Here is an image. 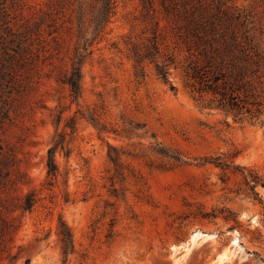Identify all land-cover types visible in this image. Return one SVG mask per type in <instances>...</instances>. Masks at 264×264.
Listing matches in <instances>:
<instances>
[{
	"label": "rangeland",
	"instance_id": "rangeland-1",
	"mask_svg": "<svg viewBox=\"0 0 264 264\" xmlns=\"http://www.w3.org/2000/svg\"><path fill=\"white\" fill-rule=\"evenodd\" d=\"M203 1L239 14L233 26L250 41L239 39L259 53L247 78L262 103L255 121L236 120L191 92L189 52L159 0L146 9L144 0H115L104 32L84 52L77 100L59 78L83 42L80 17L92 40L100 5L6 1L16 28L33 31V57L18 83L0 92V118L9 111L0 120L8 159L0 168V222L14 227L0 240V264H264V186L256 188L260 202L245 184L250 175L264 181V0ZM152 41L175 90L150 59L137 75L132 46ZM57 144L54 177L47 160ZM218 157L229 166L211 162ZM27 195L35 202L24 210ZM61 221L73 235L68 255Z\"/></svg>",
	"mask_w": 264,
	"mask_h": 264
},
{
	"label": "trees",
	"instance_id": "trees-1",
	"mask_svg": "<svg viewBox=\"0 0 264 264\" xmlns=\"http://www.w3.org/2000/svg\"><path fill=\"white\" fill-rule=\"evenodd\" d=\"M7 0H0V92L4 93L6 88L14 81L18 83V71L26 67L33 57V49L30 45L32 32L18 30L14 23V15ZM100 5L98 14L92 19L96 30L92 40L85 37L83 29V17L79 19V37L83 42L77 46L73 56L71 69L59 81L70 88L71 96L79 99L83 91V64L85 62L84 52L89 49L94 40L101 35L114 12L115 0H96ZM166 17L171 18L178 26L181 42L189 52V59L185 65L188 86L191 92L204 99L208 97L209 103H214L218 108L231 114L236 120L250 119L255 121L262 113L261 101L253 92L252 84L248 76L257 70L252 64L257 63L252 59V53L259 55L254 46L244 44L241 39L250 41L245 32L239 35L233 23L240 19V15H228L218 11H212L203 0H159ZM14 2V1H13ZM144 8L153 6V0H144ZM220 7V6H218ZM240 36H242L241 39ZM156 38V37H155ZM248 44V45H247ZM140 45V44H139ZM134 44L131 49L132 56L139 67L137 75L144 76L142 63L150 59L156 65L157 75L168 83L172 90L175 85L170 80V71L167 65L162 64L156 57L158 48L152 41L145 46ZM91 53V51H89ZM31 62V61H30ZM4 88V90H1ZM5 119L9 111L5 110ZM58 145L48 150V174L57 176L59 165L56 162V150ZM113 162L117 163L118 156L110 155ZM8 161L4 153H0V168ZM218 166L228 167L229 164L218 158H212ZM245 176V184L256 199L263 202L260 193L256 190L264 181L259 176ZM251 178V179H250ZM35 199L27 195L19 205L24 210L31 209ZM12 224L8 221L0 222V240L7 242L9 234L14 231ZM58 235L61 241L63 253L68 255L74 250L73 235L70 227L61 221ZM6 247V244H4Z\"/></svg>",
	"mask_w": 264,
	"mask_h": 264
},
{
	"label": "bare ground",
	"instance_id": "bare-ground-1",
	"mask_svg": "<svg viewBox=\"0 0 264 264\" xmlns=\"http://www.w3.org/2000/svg\"><path fill=\"white\" fill-rule=\"evenodd\" d=\"M201 235V233H197V234H195L194 236H193V238H195V237H197V236H200Z\"/></svg>",
	"mask_w": 264,
	"mask_h": 264
}]
</instances>
